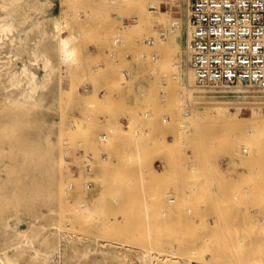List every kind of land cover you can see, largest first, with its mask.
Returning <instances> with one entry per match:
<instances>
[{"label": "rangeland", "instance_id": "obj_1", "mask_svg": "<svg viewBox=\"0 0 264 264\" xmlns=\"http://www.w3.org/2000/svg\"><path fill=\"white\" fill-rule=\"evenodd\" d=\"M170 1L162 15L146 6L163 22L149 44L135 2L0 0V20L13 10L0 41V255L12 264H264V121L247 115L264 113V90L194 86L223 113L189 123L160 70L176 47L192 76L189 0ZM56 22L75 49L63 66Z\"/></svg>", "mask_w": 264, "mask_h": 264}, {"label": "built area", "instance_id": "obj_2", "mask_svg": "<svg viewBox=\"0 0 264 264\" xmlns=\"http://www.w3.org/2000/svg\"><path fill=\"white\" fill-rule=\"evenodd\" d=\"M187 61L211 93L264 90V0H189Z\"/></svg>", "mask_w": 264, "mask_h": 264}, {"label": "bare ground", "instance_id": "obj_3", "mask_svg": "<svg viewBox=\"0 0 264 264\" xmlns=\"http://www.w3.org/2000/svg\"><path fill=\"white\" fill-rule=\"evenodd\" d=\"M56 1L57 0H52V4L55 3ZM64 1L66 2V4H69V2H70L73 5V8L79 7V6L84 5L86 3L87 4L91 3V4H94L96 6L120 7V6L126 5L130 2H135L140 7L138 15L137 14H136L137 16L135 15L137 23L142 25V26L148 27L149 30L151 32H153V33H151V37L148 39V43L149 44H155V43L157 44L159 42L158 38H159V33H160V26L163 25V22L161 20V16H156V15L152 14L154 11H151V13H149V11L146 12V9H147L146 6L148 3H150L151 4L150 8H156V11L159 13V15L160 14L162 15V12L160 10V4L157 3L158 0H64ZM1 7H2V14H1L2 19L0 20V41H1V38H3L2 37L3 32L8 31L11 28V26H12L11 19L13 16V10L9 9L10 6H9V8H6V4H2ZM75 11H76V8H75ZM55 28L58 32V57H59L61 65L63 66V65H65V64H67V63H69L75 59V49L73 47L69 46L70 37H67L65 35L63 23L61 24V23L56 22ZM175 39H176V37H175ZM72 41H73V39H72ZM171 47L172 46H170V48ZM177 55H178V49L176 47H173L170 50H166V58L165 59H166L167 66L165 68L160 69V70L163 71V69H167V78L170 79L171 81H173V79L176 81L175 83L177 84V87H178V90H177L178 99L177 100L180 101V103H181L180 105H182L184 103L189 104V106H190V108H188L189 111H188V109H186L189 112V116H187V120L189 121V123H190V121L192 123L193 121H195V119L200 118V115H202V112H204L206 114H210L211 116H217L221 112L223 113V111L221 109L219 110V108L216 104H213V103L201 104V103H199L193 99L192 90L194 89V86H195L194 85L193 72L191 70L192 76L190 75L189 72H186L187 78L183 83V79L180 75V70H179L180 68H179ZM152 58L153 57H151V59ZM151 59H149V60H151ZM48 63H49V59H48V57H46L43 64H44V66H46ZM160 73H161V71H160ZM159 79H161V78H159ZM177 87L175 89H177ZM13 101L15 102V99H13ZM242 102H244V101H242ZM63 103L65 104V102H63ZM240 110H241V108L235 109L236 114H240ZM248 114L255 117V119H257L258 121H264V113H262L261 108H259L257 106L253 107L252 109H248L247 115ZM192 253H194V252H192ZM243 257L244 256L242 254V258ZM142 258H143V256H142ZM237 260H240V261H237ZM237 260H236V262H238V263L234 262V264H243L241 262L242 259H240V257L237 258ZM0 264H12V262L6 254H3V256L0 255ZM246 264H247V262H246ZM248 264H260V261L255 260V261L250 262Z\"/></svg>", "mask_w": 264, "mask_h": 264}, {"label": "crops", "instance_id": "obj_4", "mask_svg": "<svg viewBox=\"0 0 264 264\" xmlns=\"http://www.w3.org/2000/svg\"><path fill=\"white\" fill-rule=\"evenodd\" d=\"M122 122L125 123V119H122ZM153 164H154V166L157 167V168L161 167V162H160V160H156V159H155L154 162H153Z\"/></svg>", "mask_w": 264, "mask_h": 264}]
</instances>
